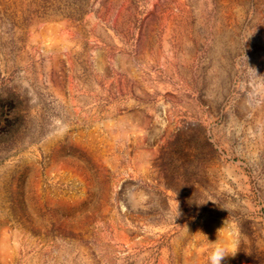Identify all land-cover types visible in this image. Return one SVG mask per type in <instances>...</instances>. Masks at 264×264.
I'll return each instance as SVG.
<instances>
[{"label":"rangeland","instance_id":"374dc122","mask_svg":"<svg viewBox=\"0 0 264 264\" xmlns=\"http://www.w3.org/2000/svg\"><path fill=\"white\" fill-rule=\"evenodd\" d=\"M224 221L264 264V0H0V264H208Z\"/></svg>","mask_w":264,"mask_h":264},{"label":"clouds","instance_id":"9594fccd","mask_svg":"<svg viewBox=\"0 0 264 264\" xmlns=\"http://www.w3.org/2000/svg\"><path fill=\"white\" fill-rule=\"evenodd\" d=\"M225 221L223 226L217 230V239L210 242L208 264H222L225 257L237 251L238 229L235 225L225 223Z\"/></svg>","mask_w":264,"mask_h":264}]
</instances>
